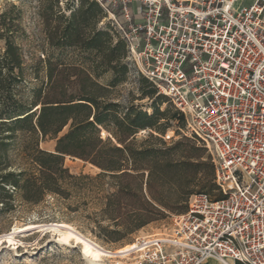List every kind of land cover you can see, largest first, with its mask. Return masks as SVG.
<instances>
[{"label": "trees", "instance_id": "obj_1", "mask_svg": "<svg viewBox=\"0 0 264 264\" xmlns=\"http://www.w3.org/2000/svg\"><path fill=\"white\" fill-rule=\"evenodd\" d=\"M57 6L53 1L43 14L46 47L31 59L17 42L18 15L0 16V213L12 211L18 198L30 205L47 196L83 204L94 198L97 215L114 226L98 228L108 242L120 243L153 221L184 213L192 194L221 198L210 154L187 137L171 143L161 137L170 122L176 131L185 122L172 105L161 109L167 97L148 79L138 76L135 98L153 99L148 106L123 108L109 98L129 66L125 42L94 28L106 14L98 2L80 0L68 15ZM66 50L76 57L62 59ZM140 130L149 133L137 141ZM46 138L55 140L53 151L40 147ZM66 156L98 173L72 174Z\"/></svg>", "mask_w": 264, "mask_h": 264}, {"label": "built area", "instance_id": "obj_2", "mask_svg": "<svg viewBox=\"0 0 264 264\" xmlns=\"http://www.w3.org/2000/svg\"><path fill=\"white\" fill-rule=\"evenodd\" d=\"M140 73L205 148L221 198L192 194L129 264H264V0H96ZM163 140L171 139L164 133Z\"/></svg>", "mask_w": 264, "mask_h": 264}, {"label": "rangeland", "instance_id": "obj_3", "mask_svg": "<svg viewBox=\"0 0 264 264\" xmlns=\"http://www.w3.org/2000/svg\"><path fill=\"white\" fill-rule=\"evenodd\" d=\"M53 1H56L57 7H60L61 12L66 15L70 13V10L76 9L80 3V0H0V16L4 13L8 17L18 15L19 34L17 42L22 46L27 59L40 56L43 53L42 49L46 47L43 14ZM94 28H108L115 39L119 38L115 22L108 14H105L104 17H98L94 23ZM3 47L4 43L0 40V48ZM127 52L125 60L129 66V74L123 83L111 88L108 96L111 101L120 103L123 108L128 107L131 103H144L148 106L153 99L135 100L139 95L137 78L143 75L140 73L137 63L132 58H127L129 57ZM75 57L76 52L73 50H66L61 56L65 61H70ZM110 76L111 73H105L99 81L106 83ZM157 94L165 97L158 91ZM163 100L165 102L161 104V109L171 108L169 100L167 98ZM148 111L151 112V109ZM170 123L171 126L165 132L171 134L168 143L181 139L180 131H176L175 128L176 122ZM148 133L149 130L138 131L135 134V140L140 141ZM106 135L107 133L102 137ZM40 147L47 151H53L55 140L46 138L40 141ZM205 152L209 154L206 149ZM64 166L72 174L84 173L94 176L98 173L96 167L75 157L66 156ZM212 196H215V193H212ZM99 207L98 200L94 198H86V204H83V202L47 196L37 205L26 204L19 198L16 199L15 208L12 211L0 213V264H92L83 255L81 244L75 243L73 239L69 241L61 239V231H65V229L56 227L57 224L66 223L76 233L96 245L107 251L115 252L126 245H132L138 237L168 231L172 217L176 215L170 214L165 219L147 224L130 235L128 240L111 243L105 239L104 232L98 228V224L108 229H112L114 226H112V222L97 215L100 210ZM54 228L61 231L59 232ZM7 237H10L12 241L9 242ZM129 253H119L112 258L103 257V262L105 264H129L133 261V256Z\"/></svg>", "mask_w": 264, "mask_h": 264}, {"label": "bare ground", "instance_id": "obj_4", "mask_svg": "<svg viewBox=\"0 0 264 264\" xmlns=\"http://www.w3.org/2000/svg\"><path fill=\"white\" fill-rule=\"evenodd\" d=\"M28 227V226H27ZM56 227L64 228L65 231H61L57 228H54L57 231H61V239L64 241L74 240L75 243L81 244L82 252L85 257H87L92 264H105L103 262V257H116L119 253L129 252L134 247L132 245H126L121 250L115 252L107 251L102 247L96 245L89 239L83 237L82 235L76 233L68 224L59 223ZM60 235V234H59ZM9 242L12 241L10 237L6 238Z\"/></svg>", "mask_w": 264, "mask_h": 264}, {"label": "crops", "instance_id": "obj_5", "mask_svg": "<svg viewBox=\"0 0 264 264\" xmlns=\"http://www.w3.org/2000/svg\"><path fill=\"white\" fill-rule=\"evenodd\" d=\"M215 259H208L204 264H221Z\"/></svg>", "mask_w": 264, "mask_h": 264}]
</instances>
